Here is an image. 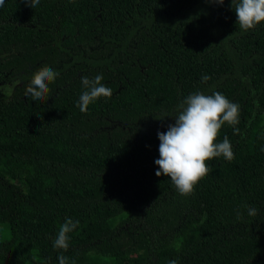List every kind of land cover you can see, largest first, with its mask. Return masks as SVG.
<instances>
[{"label":"trees","instance_id":"trees-1","mask_svg":"<svg viewBox=\"0 0 264 264\" xmlns=\"http://www.w3.org/2000/svg\"><path fill=\"white\" fill-rule=\"evenodd\" d=\"M42 67L59 75L36 101L27 88ZM97 74L113 95L81 112L82 77ZM197 91L239 104V132L222 127L214 143L227 137L234 159L205 161L211 174L184 196L155 174L157 133ZM66 218L80 223L65 251L53 241ZM60 255L264 264V23L241 30L231 0H5L0 264H59Z\"/></svg>","mask_w":264,"mask_h":264},{"label":"clouds","instance_id":"clouds-1","mask_svg":"<svg viewBox=\"0 0 264 264\" xmlns=\"http://www.w3.org/2000/svg\"><path fill=\"white\" fill-rule=\"evenodd\" d=\"M23 2L35 8L40 0ZM211 2L224 4V0ZM4 3L5 0H0V7H3ZM231 8L235 12L239 28L244 32L264 23V0H231ZM58 75L57 71L49 67L37 69L32 75L27 93L36 101L45 100L50 91L49 84L53 83ZM103 79L102 74H97L91 79L88 76L82 77L81 82L85 90L77 102L81 112L86 113L89 105L101 97L111 98L113 91L101 83ZM210 79L208 75L201 77L203 82ZM166 117L158 120L163 121ZM239 117V104L230 101L218 91L211 94L200 91L189 94L178 106L174 122L167 125V131L157 133L160 143L159 158L155 160V164L158 165L156 176L169 177L181 195H191L199 181L212 172L211 166L205 161L218 157L228 161L234 159L233 148L227 137L222 142L214 141L218 140V133L226 123L234 127V133H238L239 129L235 126L239 123ZM244 207L247 208L248 215H257L256 208L247 205ZM79 223L78 220L66 218L59 227L53 247L66 251L71 240L69 234L79 227ZM58 260L59 264H69L68 258L64 255H60ZM168 264H178V261L169 260Z\"/></svg>","mask_w":264,"mask_h":264}]
</instances>
